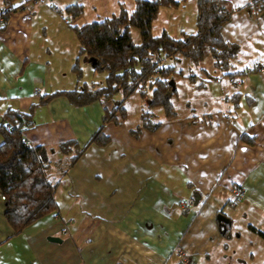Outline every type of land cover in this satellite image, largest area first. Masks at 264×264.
<instances>
[{
    "label": "crops",
    "instance_id": "obj_1",
    "mask_svg": "<svg viewBox=\"0 0 264 264\" xmlns=\"http://www.w3.org/2000/svg\"><path fill=\"white\" fill-rule=\"evenodd\" d=\"M227 1L233 13L220 35L237 45L231 70L243 72L224 76L212 59L210 69H188L183 77L199 81L211 101H195L153 131L140 128L137 137L124 117L105 123L108 143L88 145L67 170L54 190L56 209L16 235L8 237L0 198V264H194L221 240L218 212L229 218L224 207L241 200L264 205V0L259 11L247 9V0ZM75 3L81 12L70 17L64 7ZM126 3L130 11L133 0H30L10 12L0 29V117L6 108L26 111L44 93L74 88L63 79L77 42L64 57L60 48L69 46V25L86 22L85 8L111 15ZM179 5L159 8V32L194 31L195 7L187 22L177 19ZM58 54L64 72L52 64ZM111 107L74 106L57 96L33 110L22 136L30 145L73 139L82 147Z\"/></svg>",
    "mask_w": 264,
    "mask_h": 264
},
{
    "label": "trees",
    "instance_id": "obj_2",
    "mask_svg": "<svg viewBox=\"0 0 264 264\" xmlns=\"http://www.w3.org/2000/svg\"><path fill=\"white\" fill-rule=\"evenodd\" d=\"M27 1L30 0H23L22 3ZM179 2L133 0L130 11L120 5L118 11L109 16L79 25L70 24L78 44V56L71 65V72L79 79L78 57L94 59L91 68L103 74L102 82H85L71 89L53 90L42 94L26 111L6 108L2 112L0 196L2 214L10 227L8 237L18 234L33 221L56 209L54 190L62 177L88 145L105 146L108 143L109 138L102 133V126L107 122L117 124V115L124 117L123 101L131 94H149L145 106L140 109L138 124L128 129L133 137H137L140 128L153 131L162 121L176 117L171 102V96L176 91L172 74L190 77L179 67L183 59L194 68L203 58L210 56L214 69L224 76L231 77L243 72L231 70L237 45L225 41L220 35L222 24L233 13L227 0H194L193 32L180 31L177 37L165 30L152 34V22L159 8L177 6ZM2 3L1 30L8 14L22 4L16 0H2ZM244 6L259 11L263 0H247ZM64 11L70 17H75L81 12V5H67ZM132 27L138 31V42L131 39L129 29ZM192 68L188 66L187 70ZM116 95L119 98L116 99ZM233 95L237 96V93ZM57 96L64 97L74 106L94 101H111L112 107L102 114L99 127L82 147L73 139L61 141L54 147L23 143L22 131L31 123L33 110ZM152 109H157L160 116L154 114ZM240 137L248 144L253 143V138L244 133ZM52 153L56 154V158H51ZM228 227L224 230L221 228L222 236H226ZM260 234L264 238V232Z\"/></svg>",
    "mask_w": 264,
    "mask_h": 264
},
{
    "label": "rangeland",
    "instance_id": "obj_3",
    "mask_svg": "<svg viewBox=\"0 0 264 264\" xmlns=\"http://www.w3.org/2000/svg\"><path fill=\"white\" fill-rule=\"evenodd\" d=\"M179 1L180 10L178 11V15L181 16L177 19L189 22L188 19L190 18V13H192L194 8L193 0H185V2L183 0ZM126 6L127 10L131 8L130 3H126ZM107 10L108 9L94 11L91 8H85L82 20L87 22L92 19L103 18L104 16L110 15ZM161 16L159 14L153 20L151 28L152 34L159 33ZM69 31H71L69 32V46H66L65 44L60 46L61 50H63V57L64 49L67 47L66 49H68L67 52L69 53L72 41L76 40L72 30L70 29ZM129 32L131 39L134 42H138L139 34L137 29L132 27L129 29ZM76 56H78V54H76ZM76 56H74V59L68 63L69 65L66 69L68 71L67 79H63L66 86H78L85 82H94L98 84L102 82L103 74L94 72L90 64L84 61L83 56L78 57L77 62L80 67V77L79 79L76 78L75 74L70 70ZM56 58L58 63L52 64L57 66L55 67L57 69L62 68V71L64 72L67 63H65L64 58L63 61H61L62 57L59 54ZM210 61L211 57L206 56L202 59L199 65L201 64L202 66L210 69ZM188 66L191 68L193 67L185 59H183L179 64V67L183 69V72H187ZM172 79L174 81L176 91L171 96V102L174 105L177 116H181L184 112H186V110H191L190 107H192V105H196L198 103L201 104L203 101H211L209 99V92L205 89L203 90L199 88L200 86L195 85L199 81L188 80L186 77L177 73L172 74ZM148 97V93H146L145 96H141L138 92H134L123 101V121L129 128L130 126L133 128L136 126L135 124H138L140 109L145 106ZM115 98H119V95H116ZM195 101H198V103H194ZM189 102H191V104L188 107ZM215 103L216 102L213 101L209 104L215 105ZM152 111L157 116H160L157 109H152ZM224 212L230 219V225L226 236L221 235V240L218 244L216 243L213 245L212 251L207 255L200 254L199 257L196 258L197 262L194 264H262L264 262V238L260 232H264V205H255L253 203L247 204L241 200V202H236L235 205L231 207H224Z\"/></svg>",
    "mask_w": 264,
    "mask_h": 264
},
{
    "label": "water",
    "instance_id": "obj_4",
    "mask_svg": "<svg viewBox=\"0 0 264 264\" xmlns=\"http://www.w3.org/2000/svg\"><path fill=\"white\" fill-rule=\"evenodd\" d=\"M86 61L90 64V66H92L95 63L94 59H86ZM216 221L218 225L222 228V230H224L226 226L230 225L229 218L226 217L221 212H218L216 214ZM221 233H223V231H221Z\"/></svg>",
    "mask_w": 264,
    "mask_h": 264
},
{
    "label": "built area",
    "instance_id": "obj_5",
    "mask_svg": "<svg viewBox=\"0 0 264 264\" xmlns=\"http://www.w3.org/2000/svg\"><path fill=\"white\" fill-rule=\"evenodd\" d=\"M57 10H58V7H54V11H57ZM0 22H1V18H0ZM34 93L37 94V91H34ZM21 141H22L23 143H25V144H28V141H27L24 137L21 138ZM236 193H237L238 195H240V194L242 193V190H238ZM0 198L2 199V196H0ZM180 264H184V263L181 262Z\"/></svg>",
    "mask_w": 264,
    "mask_h": 264
}]
</instances>
